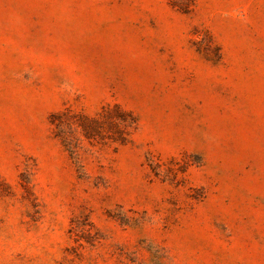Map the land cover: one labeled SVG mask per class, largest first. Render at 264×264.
Instances as JSON below:
<instances>
[{
    "label": "rangeland",
    "instance_id": "374dc122",
    "mask_svg": "<svg viewBox=\"0 0 264 264\" xmlns=\"http://www.w3.org/2000/svg\"><path fill=\"white\" fill-rule=\"evenodd\" d=\"M0 264H264V0H0Z\"/></svg>",
    "mask_w": 264,
    "mask_h": 264
},
{
    "label": "trees",
    "instance_id": "16d2710c",
    "mask_svg": "<svg viewBox=\"0 0 264 264\" xmlns=\"http://www.w3.org/2000/svg\"><path fill=\"white\" fill-rule=\"evenodd\" d=\"M132 124H135V122L133 121V122H131Z\"/></svg>",
    "mask_w": 264,
    "mask_h": 264
}]
</instances>
